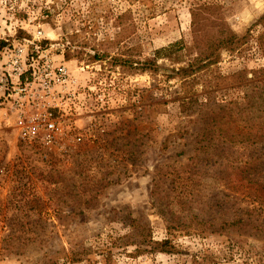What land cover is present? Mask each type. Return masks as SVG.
<instances>
[{"label": "rangeland", "instance_id": "rangeland-1", "mask_svg": "<svg viewBox=\"0 0 264 264\" xmlns=\"http://www.w3.org/2000/svg\"><path fill=\"white\" fill-rule=\"evenodd\" d=\"M222 1L235 33L264 32V0ZM211 2L0 0V72L11 86L9 97L0 92V264H260L264 232L171 236L160 213L167 199L160 209L152 194L163 172L161 185L175 188L171 208L195 228L192 210L233 191L220 174L186 181L184 169L171 168L193 154L200 124L179 100L225 105L244 96L237 88L204 90L213 78L204 71L178 76L189 67L176 45L191 29V7ZM119 56L155 66H117ZM215 67L222 76L262 70L264 55L253 41ZM234 125L245 134L253 122ZM186 130L191 135L178 137ZM256 207L264 226V205ZM135 221L176 252L134 254L124 238L136 233Z\"/></svg>", "mask_w": 264, "mask_h": 264}, {"label": "trees", "instance_id": "trees-1", "mask_svg": "<svg viewBox=\"0 0 264 264\" xmlns=\"http://www.w3.org/2000/svg\"><path fill=\"white\" fill-rule=\"evenodd\" d=\"M224 7L222 0H213L210 4H193L190 10L191 29L176 45L189 61V67L182 68L178 76L189 79L196 73L204 71L213 76L212 84L210 82L208 88L204 90L214 89L216 93L228 88H237L244 91V96L225 105L217 104L215 101L203 104L195 96L179 100L181 112L188 119H196L200 124L195 136H192L195 145L193 154L187 157L184 165L171 168L184 169L178 172L186 181L200 179L204 172L220 174L233 183V191L231 194L212 197L216 200L214 203L213 199L209 203L202 201L199 213L192 210L197 219L194 228L193 224L187 223L171 208L169 199H173L175 188L168 185L165 189L161 185L165 180V174L160 172L162 177L155 182L156 188L152 194L160 199L161 204V200L167 199L165 208L160 204V209L164 208L160 213L167 218L168 232L171 236L174 230H181L186 236L191 233H224L228 228H236L246 236H255L258 231L264 232V226L260 221L262 213H259L256 207L264 205V69L249 71L244 68L222 76L215 67L224 55L248 48L253 41L264 55V32L257 39L253 38L251 30L245 35L235 33L224 16ZM5 46L6 43L0 41V49ZM96 57L105 58L104 55ZM114 61L117 66H135V69L141 72L153 71L155 66L154 61L136 64L120 56L114 58ZM212 66L215 70H211ZM250 75L253 77L250 78ZM243 119L253 122V126L245 134L236 130L234 125V122ZM186 135H191L190 130L178 133L181 139ZM165 148L168 149L167 144ZM242 202L247 208L240 213L239 207H242ZM72 214L75 215V212ZM168 217H172V220H168ZM133 227L136 233L130 232L124 240L128 239L127 246L136 245L134 254L139 255L149 250L151 253L176 252L171 240L154 241L151 228L147 224L141 227L138 221H135ZM54 260L46 258L45 264H58V261ZM258 261L264 264V251L262 255L259 254Z\"/></svg>", "mask_w": 264, "mask_h": 264}, {"label": "built area", "instance_id": "built-area-1", "mask_svg": "<svg viewBox=\"0 0 264 264\" xmlns=\"http://www.w3.org/2000/svg\"><path fill=\"white\" fill-rule=\"evenodd\" d=\"M61 73L64 74L63 71H61ZM9 81L10 80H9L8 76H5L0 72V92H3L4 97L10 96L11 86L9 85ZM49 127L53 128L54 125L50 124Z\"/></svg>", "mask_w": 264, "mask_h": 264}]
</instances>
